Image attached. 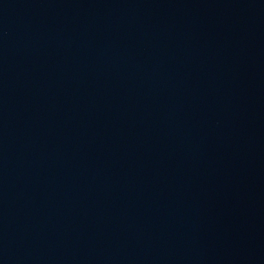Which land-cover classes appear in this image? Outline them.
Masks as SVG:
<instances>
[{
	"label": "water",
	"instance_id": "water-1",
	"mask_svg": "<svg viewBox=\"0 0 264 264\" xmlns=\"http://www.w3.org/2000/svg\"><path fill=\"white\" fill-rule=\"evenodd\" d=\"M0 264H264V0H0Z\"/></svg>",
	"mask_w": 264,
	"mask_h": 264
}]
</instances>
